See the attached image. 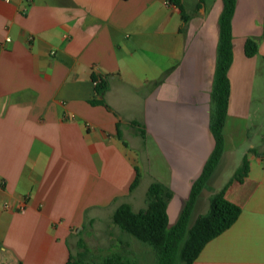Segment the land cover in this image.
Returning <instances> with one entry per match:
<instances>
[{
	"label": "crops",
	"instance_id": "crops-1",
	"mask_svg": "<svg viewBox=\"0 0 264 264\" xmlns=\"http://www.w3.org/2000/svg\"><path fill=\"white\" fill-rule=\"evenodd\" d=\"M182 6L186 23L165 0H0V264H65L86 225L111 220L122 203L144 209L151 180L171 191L168 225L176 223L214 145L222 1ZM231 26L223 154L188 228L244 156L249 170L225 190L240 208L236 221L192 264H264V0H235ZM93 75L107 84L105 106L90 103ZM143 178L150 181L140 191Z\"/></svg>",
	"mask_w": 264,
	"mask_h": 264
},
{
	"label": "trees",
	"instance_id": "trees-1",
	"mask_svg": "<svg viewBox=\"0 0 264 264\" xmlns=\"http://www.w3.org/2000/svg\"><path fill=\"white\" fill-rule=\"evenodd\" d=\"M221 1L222 11L218 21L219 40L211 90L212 109L209 118V131L213 137L214 145L199 176L191 184L189 196L183 205L178 220L174 225H168L166 208L172 193L157 180H152L147 188L144 209L134 212L129 204L122 203L111 216V222L120 231L151 247L157 258L155 264H192L204 245L228 229L240 213V208L229 202L224 195L226 188L232 181L242 182L246 177L249 170L246 156L243 157L228 183L220 191L210 195L207 213L198 216L194 224L188 228L189 217L195 201L206 186L207 180L223 154L222 130L227 115L230 90L227 73L232 62L231 22L235 0ZM165 2L181 12V17L185 23L189 20V16L183 10L182 0H165ZM244 53L247 57L255 55L256 44L252 40L247 39L245 41ZM92 80L98 98L90 103L105 106L102 97L107 90V84L103 79L94 75ZM131 124L136 127L140 138L144 141V127L135 121H132ZM118 127L119 125H117V134L120 138L121 132ZM139 179L140 171L136 169L135 177L129 186V192L137 187ZM79 256V254H70L65 264H83L78 260ZM102 262L103 264H135L127 256H121L115 252L108 254Z\"/></svg>",
	"mask_w": 264,
	"mask_h": 264
},
{
	"label": "rangeland",
	"instance_id": "rangeland-1",
	"mask_svg": "<svg viewBox=\"0 0 264 264\" xmlns=\"http://www.w3.org/2000/svg\"><path fill=\"white\" fill-rule=\"evenodd\" d=\"M147 149L151 158L149 160L151 169L159 172L162 166L160 160L157 159V152L152 145L148 146ZM144 173H146V169H144ZM148 181L150 180L147 178L142 179L140 191L146 190ZM111 224L110 218L105 216L102 217V223L96 224L94 229H90L86 225V229L82 230L81 235L85 239L77 242V252L75 253L80 255L78 260L81 263L101 262L108 254L115 252L121 254V256H127L135 264H155L157 258L150 246L112 227Z\"/></svg>",
	"mask_w": 264,
	"mask_h": 264
},
{
	"label": "built area",
	"instance_id": "built-area-1",
	"mask_svg": "<svg viewBox=\"0 0 264 264\" xmlns=\"http://www.w3.org/2000/svg\"><path fill=\"white\" fill-rule=\"evenodd\" d=\"M5 41H9V39H6Z\"/></svg>",
	"mask_w": 264,
	"mask_h": 264
}]
</instances>
